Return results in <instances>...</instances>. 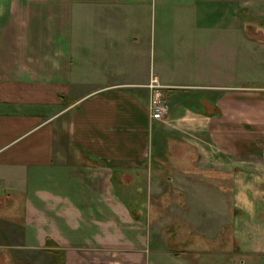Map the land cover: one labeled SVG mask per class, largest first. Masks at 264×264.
<instances>
[{
  "label": "crops",
  "instance_id": "crops-1",
  "mask_svg": "<svg viewBox=\"0 0 264 264\" xmlns=\"http://www.w3.org/2000/svg\"><path fill=\"white\" fill-rule=\"evenodd\" d=\"M245 11L264 21V0H0V226L15 241L0 250L34 264H189L150 228L163 222L145 195L166 172L230 173L220 209L251 208L235 183L264 168V135L242 107L257 115L264 86L239 72L264 78V39L246 36L264 26L244 25ZM178 143L191 148L166 154Z\"/></svg>",
  "mask_w": 264,
  "mask_h": 264
},
{
  "label": "rangeland",
  "instance_id": "rangeland-1",
  "mask_svg": "<svg viewBox=\"0 0 264 264\" xmlns=\"http://www.w3.org/2000/svg\"><path fill=\"white\" fill-rule=\"evenodd\" d=\"M243 22L244 25L249 26H264V21L254 19L247 11L244 12ZM246 36H259L264 39V34L247 33ZM252 72L250 65L242 66L239 74L245 78L241 84L254 88L264 86V78L261 75H253ZM255 89L251 95L263 98L264 90L260 93L257 88ZM246 106H250V100L242 107L244 111L242 116L257 119V134L264 135V101H261L257 115L256 108L251 111ZM202 107L204 105L200 106ZM166 142L168 145L172 143L168 138ZM187 147L185 143H178L168 148L169 151L167 149L166 154H186L191 148ZM193 150L196 159L199 158V161L195 162L196 166L204 165L201 160L202 148L195 147ZM256 165H250L242 171L244 178L241 181L238 178L235 183L238 185V190H241L238 201L248 202L251 205L249 209L244 206L239 210L225 206L226 210L220 209V205L225 202L224 196L228 194L231 197L226 198L227 204L228 206L233 204L234 177H231L230 173L223 176V182L220 181L221 176L219 177L215 171L200 173L208 179L192 176L188 179L173 178L172 181L168 178L170 176L168 172L160 176L163 192L150 197L145 195L148 198L147 207H149L146 212L155 205L156 212L158 209L163 222L162 225L150 226L154 235H160L155 243L156 247L184 254L189 264H264V168L256 169L253 167ZM255 177L258 180H255ZM206 181L211 184V191L202 195V184H206ZM219 181L221 184H217ZM252 184H255L254 187L251 186ZM213 185H218L216 188L219 190L216 191ZM20 222L22 223V219ZM237 222L238 229L232 225ZM7 230V227L0 226V243L14 246L15 241L6 238L7 233L9 235ZM235 236L239 239L236 240ZM29 259L13 248L0 250V264H34L30 262L31 260L28 261Z\"/></svg>",
  "mask_w": 264,
  "mask_h": 264
},
{
  "label": "built area",
  "instance_id": "built-area-1",
  "mask_svg": "<svg viewBox=\"0 0 264 264\" xmlns=\"http://www.w3.org/2000/svg\"><path fill=\"white\" fill-rule=\"evenodd\" d=\"M153 117L154 118H161L163 115L164 107L161 105H155L153 106Z\"/></svg>",
  "mask_w": 264,
  "mask_h": 264
}]
</instances>
